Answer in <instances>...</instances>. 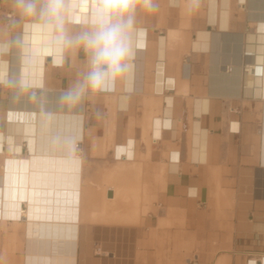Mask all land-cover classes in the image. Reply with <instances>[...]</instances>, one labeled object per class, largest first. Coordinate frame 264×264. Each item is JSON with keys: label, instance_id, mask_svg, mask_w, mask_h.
Instances as JSON below:
<instances>
[{"label": "crops", "instance_id": "1", "mask_svg": "<svg viewBox=\"0 0 264 264\" xmlns=\"http://www.w3.org/2000/svg\"><path fill=\"white\" fill-rule=\"evenodd\" d=\"M156 2L135 16L127 90L69 106L60 94L84 52L55 46L52 29L6 1L16 18L0 12V264H40L31 251L56 244L77 264H264V0H201L195 13ZM87 26L65 20L69 35ZM74 115L77 139L60 140L56 121ZM75 153L79 186L57 195L59 159L72 178ZM33 159L35 182H50L34 197L61 198L46 218L29 216Z\"/></svg>", "mask_w": 264, "mask_h": 264}, {"label": "clouds", "instance_id": "2", "mask_svg": "<svg viewBox=\"0 0 264 264\" xmlns=\"http://www.w3.org/2000/svg\"><path fill=\"white\" fill-rule=\"evenodd\" d=\"M181 0H170L179 6ZM92 22L84 29L69 35L65 28L68 3L66 0H14L20 17L35 19L36 27L53 30V43L61 49L84 52V70L76 81L60 94L62 103L81 104L85 98L100 93L127 90L132 72L134 49L131 35L137 10L155 13L156 0H94ZM185 10L195 13L201 0H183ZM74 153L75 149H71Z\"/></svg>", "mask_w": 264, "mask_h": 264}, {"label": "bare ground", "instance_id": "3", "mask_svg": "<svg viewBox=\"0 0 264 264\" xmlns=\"http://www.w3.org/2000/svg\"><path fill=\"white\" fill-rule=\"evenodd\" d=\"M70 1V6H69V8H68V10L70 9V8H77L78 9V13H77V15L75 16V19L77 20V21H82V19L84 18V16H87V13L86 12H88V14H89V19L92 21V19H93V13H94V9L92 8V6L93 5H95L94 4V0H78V3L76 2L77 0H69ZM68 10H67V13H68ZM85 12V13H84ZM66 18H67V15H66ZM261 34V33H260ZM256 42V41H255ZM258 68H259V66H258ZM258 71H259V69H258ZM248 73V75H247V83L250 85V86H252L253 85V83H254V65L253 64H250V67H249V71H247ZM260 73H261V82H262V84H263V82H264V46H263V54H262V66H260V71H259ZM246 74V73H245ZM259 74V73H258ZM246 83V84H247ZM246 86H248V85H246ZM253 89H254V87H253ZM250 91V90H249ZM252 91V90H251ZM50 101V100H49ZM37 103V102H36ZM81 105V104H80ZM79 106V105H78ZM82 106V105H81ZM80 106V107H81ZM77 108V107H76ZM77 111V110H76ZM80 111V110H79ZM54 112V111H53ZM75 112V111H74ZM44 115V114H43ZM76 115V114H75ZM72 116V117H69V118H66V117H62V118H58V120L56 121L57 123H56V125H57V130L59 131V133L57 134V136L60 138V140L61 139H65V138H67L68 137V139L70 138V137H73V140H76L77 139V137H78V116ZM34 119H36V120H38V116H37V114L36 115H34ZM44 120H47V119H45L44 118ZM50 120V119H49ZM55 120V119H54ZM80 121V120H79ZM51 123H48L47 125H50ZM37 126V125H36ZM52 127V126H51ZM41 133H43V132H41ZM49 133V132H48ZM56 133V132H55ZM44 134V133H43ZM53 134V133H52ZM41 141V140H40ZM75 142V141H74ZM79 144H80V142H78L77 143V146H79ZM74 145H75V143H74ZM75 149V148H74ZM76 152V151H75ZM67 153V152H66ZM72 153V152H71ZM42 154V153H41ZM76 154V153H75ZM79 155V154H78ZM77 154L76 155H73V156H75L74 157V166H73V177L71 178V175L70 176H68V178H67V174H66V160L64 159V167H62L61 165H60V162L62 163V161L59 159V165H58V172H57V175H56V177L54 176V178H56V181L54 182H52V184H53V189L54 188H57V195H60L63 191H66L67 189H73V190H75L79 185V183L77 182V178H78V174H76L77 172V170H78V168H77V163H78V158H79V156H78ZM49 156H50V154H49ZM55 156V155H54ZM63 157V156H62ZM80 159V158H79ZM47 163H48V161H47ZM46 163V164H47ZM49 164H51V163H49ZM35 165H36V163L34 164V159L32 160V163H31V168L33 169L32 170V172H31V176H30V179H29V183L31 184V191L29 192V194H30V196L29 197H27V199H28V205H29V208H30V212H29V216L31 217V218H34L35 216L39 219L40 217H42V218H46L47 217V214L46 213H42L41 214V209H45V205L47 204V201L48 202H53V204H55V202H57V200H58V202H60V200H61V198L60 197H58V198H56V199H54V198H52V199H48V197H34V185H35V183H37V184H39V182H40V185H41V187L40 188H42V189H45V184L46 185H48V184H50V182H46V181H44V177L43 176H41L42 177V180H41V177H40V180H37V182H35V180H36V178L37 179H39V172L37 171V174H35V171H34V168H35ZM68 165H70V164H68ZM40 168V167H39ZM41 168L42 169H44L45 167L43 166V164H42V166H41ZM37 169H38V166H37ZM47 169V168H46ZM45 172V171H44ZM50 172H52V171H50ZM71 173V172H70ZM54 174V173H53ZM53 178V179H54ZM52 179V180H53ZM71 179H73V180H71ZM79 179V178H78ZM45 180H47V179H45ZM27 184H28V182H27ZM28 190V189H27ZM47 191V190H46ZM25 194V193H24ZM40 194V193H39ZM26 199V200H27ZM51 200V201H50ZM37 206V207H36ZM35 207H36V209H37V211H38V213L37 214H35ZM27 212V211H26ZM34 221V220H33ZM38 222V221H37ZM37 222H36V224H37ZM44 222V221H43ZM30 223H31V221H30ZM38 224H39V222H38ZM31 225V224H30ZM32 226V225H31ZM32 231V234H33V230H31ZM51 234V233H50ZM113 234H115L114 232H113ZM43 235V234H42ZM50 236V235H49ZM54 236V235H53ZM56 236H58V235H56ZM114 236V235H113ZM63 237V236H62ZM109 237H111V234L109 235ZM115 237V236H114ZM123 237V236H122ZM30 238H31V236H30ZM34 238V237H33ZM43 238V237H42ZM50 238V237H49ZM116 238V237H115ZM36 239V238H35ZM59 238H57V240H58ZM31 240V239H30ZM50 241V240H49ZM57 243H59L58 241H57ZM31 244V243H30ZM91 245V244H90ZM64 247H67L66 249H68L69 250V252L68 253H66L68 250H66L65 251V253H59V251L57 252V250H55V249H64ZM87 247H88V245H87ZM105 248H110V247H114L115 248V251L117 252V254L121 257V256H123V254H124V252H125V250H124V244H123V242H121V243H117V242H114V243H110V240H108V242H105V246H104ZM33 248V247H32ZM72 249V247L71 246H69V245H62V244H56V245H54L52 248L50 247V245L49 246H45V245H43L42 246V252H41V256H40V258L38 257V256H36L35 254H32V251H31V255H29L28 256V258L30 257V258H32L33 259V257L35 258V259H41V261H40V264H77V260H78V251H76V254H75V252H74V254L76 255H71L72 253L71 252H73V251H70ZM88 250V249H87ZM62 250H60V252H61ZM86 251V250H85ZM85 251H82V252H85ZM92 251V249L90 250V252ZM90 252H88V253H90ZM37 253H38V251H37ZM129 253H130V251H129ZM132 253V252H131ZM39 254V253H38ZM84 256H86V253H84ZM84 258H86V257H84ZM128 260V259H127ZM115 263V262H114ZM106 264H109V262L107 261V263Z\"/></svg>", "mask_w": 264, "mask_h": 264}, {"label": "built area", "instance_id": "4", "mask_svg": "<svg viewBox=\"0 0 264 264\" xmlns=\"http://www.w3.org/2000/svg\"><path fill=\"white\" fill-rule=\"evenodd\" d=\"M6 1L7 0H0V12L5 17L7 25H11L12 21L16 18V14L13 9H8L6 7ZM72 1V0H71ZM77 8H70L67 13V19L66 21L70 24H78V25H89L92 21L89 19V14L87 13V16H84L82 21H77L75 19V16L78 13ZM85 13V12H84ZM245 53H250V51H245ZM250 63H245L244 69L245 71H249Z\"/></svg>", "mask_w": 264, "mask_h": 264}, {"label": "rangeland", "instance_id": "5", "mask_svg": "<svg viewBox=\"0 0 264 264\" xmlns=\"http://www.w3.org/2000/svg\"><path fill=\"white\" fill-rule=\"evenodd\" d=\"M170 264H180V263L177 261V262H171Z\"/></svg>", "mask_w": 264, "mask_h": 264}]
</instances>
